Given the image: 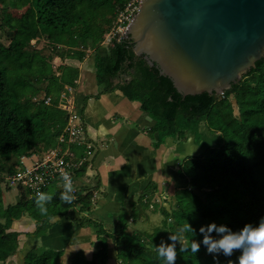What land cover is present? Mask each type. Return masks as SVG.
Here are the masks:
<instances>
[{
    "label": "trees",
    "instance_id": "1",
    "mask_svg": "<svg viewBox=\"0 0 264 264\" xmlns=\"http://www.w3.org/2000/svg\"><path fill=\"white\" fill-rule=\"evenodd\" d=\"M130 0H0V169L12 170L13 155L40 152L56 146L68 115L58 107L65 85L78 78L79 70L69 64L54 66L53 59L82 61L86 51L97 50L104 40L118 9ZM7 8L28 7L14 21ZM6 35V36H5ZM10 35V36H9ZM44 37L53 52L28 49ZM97 81L102 90L94 96L119 90L129 101L139 102V109L154 120L150 134L156 133L155 147L166 138L179 142L188 136L201 140V123L216 133L203 153L178 163V171L187 186L175 198L170 212L161 207L164 219L160 228L151 233L125 232V224L110 234L113 237L120 264H162L154 250L168 231L176 232L189 223L194 232L185 239H202L201 225L215 221L238 230L245 223H257L264 217V59L256 68L244 74L249 81L232 84L222 95L201 93L182 96L168 77L159 74L155 66L135 56L125 37L113 40L112 49L97 55ZM126 76L129 77L126 79ZM118 82L111 83V79ZM47 97L50 101L45 103ZM234 105L237 114L234 112ZM92 146V145H91ZM92 147L89 148L91 150ZM81 158H85L84 156ZM88 161L76 170L85 176ZM81 183H83L81 181ZM84 184V183H83ZM48 188L43 192L47 193ZM81 190H84L82 187ZM198 193L204 195L203 198ZM87 192L66 203L60 192L53 194L43 210L35 203L36 195H22L14 205L1 206L0 194V264L18 248L19 232L7 231L11 223L27 214L35 221L33 236L39 237L51 227L49 220L63 216L75 205L89 210L92 196ZM2 220V221H1ZM82 218L78 224L81 226ZM100 234H105L101 229ZM177 247H179L177 245ZM239 253L231 257L209 254L201 246L197 254L179 252L176 264H233ZM61 251L39 248L29 250L23 264H56ZM106 244L88 260L82 251L76 252L68 264H105Z\"/></svg>",
    "mask_w": 264,
    "mask_h": 264
},
{
    "label": "crops",
    "instance_id": "2",
    "mask_svg": "<svg viewBox=\"0 0 264 264\" xmlns=\"http://www.w3.org/2000/svg\"><path fill=\"white\" fill-rule=\"evenodd\" d=\"M98 49L100 53L102 52L101 55L107 53L105 47ZM87 52L89 51H86L82 61L75 59L61 61L58 57H55L54 61L57 65L59 61V64H69L79 70L78 78L73 82L74 99L76 108L81 113L87 137L93 145V150L91 149L86 159L89 163L87 171L80 179L82 182L87 180L89 183L94 182L93 189L91 188L94 196L90 209L100 215L103 227L112 234L115 232H112L113 222L116 226L125 224L122 219L116 218L124 203L127 205V207L124 205L126 214H136V211H139L136 221L141 224L138 229L127 227L125 232L151 233L144 229V225L152 222V216L147 214V208L143 206L141 199L150 198L148 190L155 197L165 196V202L172 204L176 202L177 192L184 181L175 158L182 150L172 148L177 144L172 138H166L155 147L154 143L158 141V136L156 133L150 134L154 120L139 109V102L129 101L119 90L107 91L94 98L102 90L103 85H99L97 81L98 66L95 63V56L90 58ZM86 176L90 178L87 179ZM174 190L176 192L173 193V198L165 195ZM142 194L144 196L141 198ZM76 206L78 205L67 210L69 211L67 218L52 217L49 220L51 227L39 237L32 235L36 224L27 214L11 223L7 231L19 232L18 248L15 253H18L21 264L29 250L37 249L35 246L37 238L38 244L43 248L61 251L56 264L70 263L78 251H82L87 259H91L93 253L102 248L103 241L107 249L105 264L120 263L113 237L110 234L100 237L101 234L97 232L100 227L98 220L94 223L86 219L80 206L78 208ZM155 212L161 215L159 211L154 210ZM143 214L145 216H142ZM81 218V226L78 222L75 225L71 222L72 219ZM170 218L175 224L172 212ZM14 264L18 263L14 261Z\"/></svg>",
    "mask_w": 264,
    "mask_h": 264
},
{
    "label": "water",
    "instance_id": "3",
    "mask_svg": "<svg viewBox=\"0 0 264 264\" xmlns=\"http://www.w3.org/2000/svg\"><path fill=\"white\" fill-rule=\"evenodd\" d=\"M121 38L182 96L222 95L264 59V0H140Z\"/></svg>",
    "mask_w": 264,
    "mask_h": 264
},
{
    "label": "rangeland",
    "instance_id": "4",
    "mask_svg": "<svg viewBox=\"0 0 264 264\" xmlns=\"http://www.w3.org/2000/svg\"><path fill=\"white\" fill-rule=\"evenodd\" d=\"M0 5H2V3H0ZM4 7H6V6L4 5ZM27 9H28V7H21V8H18V9H13V8L10 9V8H7L5 10V12L7 14H9V16H11L13 18V20L15 21L17 19V17H19L22 12L27 11ZM1 15L2 14L0 12V20H1ZM115 25H116V18L113 20L110 28L107 31L112 30L115 27ZM0 29H2V28L0 27ZM103 38H104V40L102 41V43H104L105 45L102 46L103 44H101L99 46V48L105 47V49L107 50V52H109L112 49L113 40L112 41L111 40L106 41L105 40V36H103ZM0 40L3 43H5V44H7L9 42L7 40V38H5L4 36H2L1 34H0ZM45 40L46 39L44 37H41L40 38V42L37 41L35 44H33V42L35 41V39L31 40L30 41V44L31 45L28 46V49H35V47H36L35 50H38V49L41 50L42 49V53L43 54H49V50L53 52L55 49H52L51 47H49L48 45H50V44H48ZM101 53L99 52V49H97L95 51H93V50L90 49V51L87 52V55L90 56V58H93V56L96 57L98 54L101 55ZM56 61H58V60H56ZM52 62L54 64V66L57 65V63L54 61V59H53ZM58 65H59V61H58ZM128 78L129 77L126 76V79H128ZM74 81H75V79H74ZM242 81H249V77H243V75H242L241 78H240V80H239V82H242ZM110 82L111 83H116V82H118V78H113V79H111ZM74 86H75V83L70 84V86H65L64 87V90L62 91L61 94H64L67 99H69V98L71 99L70 100L71 106H70L69 112L70 113L79 114L80 112H78V110L76 108V103H75V99H74V97H75V95H74L75 94ZM68 108H69V106H68ZM234 112H235V114H237V109H236V106L235 105H234ZM66 113L68 115V112H66ZM80 119H82L81 118V113H80ZM82 122H83V120H82ZM200 131L201 132H204L202 134V137H201V140L200 141H197L194 138V136H191L190 135L186 139H183V140H181L179 142H176L177 144L175 145V147L172 146V148L174 150H178V149H181L182 150V151H179L180 154L177 155L176 158H175V161H176L177 164L178 163L181 164L185 159H187L189 157H192V156H195V155H198V154L203 153L204 149L208 145L211 144L212 139H214L215 136H216V133H214V131H212V133L210 131H208V129L203 125V123H201ZM84 142H85V145L71 144L69 146V148H68L70 150V152L73 153V157H74V160L75 161L78 160V159H80L83 156L85 157V160L87 159V156L90 154L91 150H89L86 147V144H88L89 147H92L93 148V145L91 144V141L89 140V137H87V134L84 135ZM90 144L92 146H90ZM64 147H67V146L65 145ZM174 150H173V152H174ZM92 154H93V152H92ZM17 157H18L17 155H13L12 156L14 163L16 162ZM33 159L34 158H32L31 160H33ZM31 160H28L27 163H30ZM88 165H89V163H88ZM77 176L79 177L78 174H77ZM88 178H90V177H87V179ZM182 180L184 181V183L182 184V186H180V189L187 186V180L186 179H182ZM87 182L89 183L88 180L86 182H83L85 184L84 185L85 186L84 187V191L89 192L88 194H91L92 197H93L94 195L91 192H92V189H93L94 182L92 181L89 184ZM47 188H48L47 189L48 190L47 194H49V195H51L53 197V194L56 193V191H57V189L55 188V185L54 184H51L50 187H47ZM176 190L170 191L169 192L170 195L167 194V193H165V195L168 198L170 196H172L171 198H173ZM147 192L149 193V197L150 198L147 199L146 197H143L144 194H142L141 198L142 197L143 198L141 199V201H142V203H144L143 206H145L147 208V214L150 215V216H152V222H150L149 224H145L144 225V227H145L144 229L147 230L148 232H150V231L153 232L155 230V228H160L162 226L161 223L163 222V219H164L163 215H158L157 214L158 212H155L154 213V210L160 212L159 209L161 207H165L171 213V211H173V209L176 207V206L174 207V205H176V202L173 203V204L170 203V202H165L166 201L165 200V196H164V198H161L159 195H156V197H155L151 193V191H148L147 190ZM0 194H1V200H2L1 206L4 209L7 207V205H14L22 195H24L26 197L28 196L25 192H21L18 189V187H16L15 185H12V186H9V187H3L2 185H0ZM177 194H179V193L177 192ZM197 194H198V196L200 198H203L204 197V195L201 194V193H198L197 192ZM91 200L93 201V198H91ZM124 205L127 207V205L123 203L122 206H121V208H120V211L118 213V216H116V218L117 219H122L123 222L125 223V226L126 227H129L131 229H133V228L138 229V227L141 225L138 221H136L137 218H138V216H139V211H136V214L135 213L134 214H131V213L126 214V210L124 208ZM76 207L78 208L79 205L76 206ZM68 212H65V214L63 216H65L67 218ZM83 214H84V217L86 219L92 220L94 223H96V221L98 220V222L100 224V227H99V230H97V232L101 233V229L105 231V235L110 232V230H107V229H105L103 227V224H102L103 221H102V218L100 217L99 214H97L96 212H93V210H91V209L84 210L83 211ZM142 216H145V215L143 214ZM60 217H62V216H60ZM158 219H159V221H158ZM71 222L73 223V225H75L76 222H79V220H75V219L73 220L72 219ZM112 224L114 225V228H113L112 232H114V231L117 230V228L119 226H116L115 225V222H113ZM16 226H17V224H16ZM96 226L98 227V225H96ZM151 226H153V227H151ZM128 232H131V231L128 230ZM103 236H104V234H101L100 237H103ZM38 243L39 242H38V238H37V239H35V246H36L37 249H35V248H33V249L38 250L39 248H42V246L40 244H38ZM19 259H20V257L18 255V253H14L12 256H9L8 257V259L5 261V264H14V261H16L18 264H21V262L19 261ZM88 260H90V259H88ZM118 264H120V263H118Z\"/></svg>",
    "mask_w": 264,
    "mask_h": 264
},
{
    "label": "built area",
    "instance_id": "5",
    "mask_svg": "<svg viewBox=\"0 0 264 264\" xmlns=\"http://www.w3.org/2000/svg\"><path fill=\"white\" fill-rule=\"evenodd\" d=\"M138 2L140 0H130L123 8L118 9L116 25L105 34L106 41H119L131 15L139 10ZM59 98L58 107L68 112V118L64 129L56 139V146L40 152L18 155L12 170L0 169V185L3 187L15 185L21 192H25L27 197L34 196L37 192H43L51 184H54L59 192H62L64 183L62 174L67 173L71 178L74 199L87 193L81 190L85 184L81 183V178L76 173L85 158L75 161L73 153L68 149L71 144L85 145L84 135L86 132L80 115L69 112L71 99H67L64 94H60ZM49 101L50 97H47L45 103ZM65 145L67 147H64ZM86 147L90 148L88 144ZM32 158L34 159L31 160ZM28 160L31 162L27 163Z\"/></svg>",
    "mask_w": 264,
    "mask_h": 264
},
{
    "label": "clouds",
    "instance_id": "6",
    "mask_svg": "<svg viewBox=\"0 0 264 264\" xmlns=\"http://www.w3.org/2000/svg\"><path fill=\"white\" fill-rule=\"evenodd\" d=\"M62 179L64 183L60 199L71 203L74 199L71 178L67 173H64ZM51 200V195L37 192L35 203L43 210L45 204ZM190 231L195 233L192 226L187 223L179 227L176 232L168 231L167 241L162 238L160 243L154 246L162 264H176L178 251L197 254L202 245L205 246L209 254L219 253L225 257H231L234 252H238L233 264H264V217H261L257 223H245L238 230H233L223 223L209 222L200 226L199 233L202 235L200 240L185 239L186 233ZM213 259L218 264L215 255Z\"/></svg>",
    "mask_w": 264,
    "mask_h": 264
}]
</instances>
